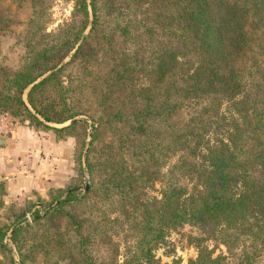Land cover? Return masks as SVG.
I'll return each instance as SVG.
<instances>
[{
  "label": "trees",
  "instance_id": "trees-1",
  "mask_svg": "<svg viewBox=\"0 0 264 264\" xmlns=\"http://www.w3.org/2000/svg\"><path fill=\"white\" fill-rule=\"evenodd\" d=\"M73 1L77 21L60 27L55 42L30 48L16 68L0 64V111L57 139L76 136L91 121L80 134L83 145L90 136L84 163L92 177L82 195L93 193L103 204L116 195L136 236L123 264H174L161 263L154 249L183 222L200 224L229 250L239 247L244 262L254 264L252 253L264 243V0ZM31 3L28 30L35 34L48 0ZM11 19L0 7V32ZM74 64L77 72L65 83L63 69ZM188 107L193 112L183 118ZM155 182L159 196L144 197L139 188ZM3 193L0 186V264L15 262L7 239L25 264L35 256L26 236L39 248L44 241L24 222L23 209L4 205ZM50 193L56 203L35 210L32 220L43 226L45 241L64 235L59 227L48 230L57 223L73 226V247L54 240L62 264H118L91 256L85 217L66 207L79 201L78 185ZM90 221L101 233L113 220L98 210ZM194 241L197 255L188 264L220 261L202 239Z\"/></svg>",
  "mask_w": 264,
  "mask_h": 264
},
{
  "label": "rangeland",
  "instance_id": "rangeland-1",
  "mask_svg": "<svg viewBox=\"0 0 264 264\" xmlns=\"http://www.w3.org/2000/svg\"><path fill=\"white\" fill-rule=\"evenodd\" d=\"M0 7L4 9L11 19V25L0 32V64L9 65L11 67H18L23 64L25 59L30 55V48L37 49L42 43L43 40L55 42L57 38L55 35L58 33V29L68 23L72 22L73 18V0H48L47 7L44 6L45 19L43 22H40V30L35 34L31 33L28 30L30 27V19L33 15V6L31 0H0ZM41 17V19H42ZM77 21V20H74ZM73 21V22H74ZM87 32V29L85 30ZM72 50L62 59L58 65L66 62L70 59V54ZM76 65V66H74ZM71 66H66L63 69L62 79L67 83L70 78H72L77 72L79 64H74ZM137 83H149V79H140ZM193 106L197 107L199 104L192 103ZM188 108H184V113L182 111L181 116L186 118V114H190L193 111ZM199 108V107H198ZM196 108V110L198 109ZM77 117L86 118L85 115H78ZM27 120L22 122L17 117L12 116L10 113L0 111V133L4 135H10L17 129L19 126L28 125ZM91 123L89 120L87 124H82L77 128L79 134L76 136H67L64 139H57L55 134L50 129H36L32 126L30 128L40 132L39 137L36 138V142L33 144L34 148V159H37L41 164V159L45 156L43 152V144L41 143L42 139L52 138L55 142V145L60 148L61 143H64V150L62 151L60 158L61 162L64 164L66 159L68 161V171L66 176V165L62 167L63 173L60 171V178L64 176L63 181H60L56 184H51L43 188H34L31 190H25L21 197H11L9 200H6L4 195H6V185L3 182H0V186L3 188V199L4 205L11 206L13 205L16 208L24 210V222H29L33 225L32 230H36L39 233L37 240L44 241L43 248L39 246H34L33 242L30 241L29 235L26 236V245L28 247V252L34 250L35 256L31 261L25 262V264H47L48 262L54 264L55 261H58L59 264L64 263L62 259L57 254L59 253L58 247L55 241L59 240V244L62 248L73 247L76 239V235L73 232V226L66 227L64 223H57L56 226L50 227L48 230L53 231L56 227L63 229L64 235L55 236L53 238L51 235H56L52 233L49 237V241H45L46 236H42L44 232L43 226L34 225L32 220V213L37 210L39 213H44V210L50 207L52 204L56 203V200H52L51 190L61 189L66 187L68 184L78 185V197L80 198L77 202L67 203L66 207L69 208L72 212L76 211L81 217H85L83 221L82 229L86 233L91 234V245H90V254L97 260L102 262H110L113 259H116L118 264H123L124 260L128 257V254L133 250L135 243V232L129 227V224L120 211L119 202L115 194L111 195V199L106 201L105 204L99 200L95 201L98 196L89 194L87 197L82 195L84 192V185L89 184L92 181V177L86 170L84 153L89 146L90 136L86 135L83 139L80 136L83 127L88 126ZM60 125V124H56ZM90 128L87 129V132ZM81 138V140L79 139ZM102 142V138L97 142L99 147ZM67 145V148H66ZM82 153V166L78 162V156ZM66 153L67 157L66 158ZM186 157H193V154L188 151H183ZM22 162L20 161L19 168L21 172L24 171V166H21ZM25 163V162H23ZM82 167V168H81ZM161 170L165 171V165H161ZM55 171H52L54 173ZM49 174H51L49 172ZM54 178V176H52ZM58 178V177H57ZM60 180V179H59ZM62 180V179H61ZM182 184L188 189H192V182L188 177H181ZM160 183L155 182L153 185H144L140 189L142 195L146 198H152L153 196H159ZM52 200V201H51ZM51 201V202H49ZM49 202V203H48ZM98 210H102L105 217L108 216L113 221H108L105 225V231L101 233L94 232L96 230L95 223L91 222V219L96 218V213ZM57 219V218H56ZM59 220V219H57ZM48 231V232H49ZM89 234V235H90ZM7 236H10L8 231ZM53 240H52V239ZM195 238L202 239V242L207 246L211 251L213 257L219 256V262L217 264H247L243 260V253L239 247H234L228 249L224 243L220 240L218 235H214L213 232L204 229L198 223L192 222H183L177 227L171 228L168 231V234L165 236L164 240L157 245L154 249L155 257L161 263H174V264H188L190 259H194L197 255V248L195 246ZM12 251L14 253L15 262L12 264H18V252L14 247L12 241L7 239ZM31 243V244H30ZM34 247V249H33ZM47 248L48 251L44 256L42 249ZM254 264H264V243L258 245L252 253ZM5 262H7L6 257H2ZM115 261V260H114ZM46 262V263H45Z\"/></svg>",
  "mask_w": 264,
  "mask_h": 264
},
{
  "label": "crops",
  "instance_id": "crops-1",
  "mask_svg": "<svg viewBox=\"0 0 264 264\" xmlns=\"http://www.w3.org/2000/svg\"><path fill=\"white\" fill-rule=\"evenodd\" d=\"M38 134L41 133L28 125H22L9 136L5 135L6 143L0 145V182L4 181L6 185L7 193L4 195L6 200L14 196L20 198L21 193L23 194L25 190L43 188L63 181L64 176L60 178V171L62 174V167L65 165L66 176L68 175V161L66 159L63 164L60 158L64 150V143H61L58 148L51 137H44L41 143L45 156L42 157L41 164L37 159H34L33 144L39 137ZM66 158H68L67 153ZM20 161L22 162L21 166H24L23 172L20 171L23 168H19ZM52 171L55 172L52 173Z\"/></svg>",
  "mask_w": 264,
  "mask_h": 264
},
{
  "label": "water",
  "instance_id": "water-1",
  "mask_svg": "<svg viewBox=\"0 0 264 264\" xmlns=\"http://www.w3.org/2000/svg\"><path fill=\"white\" fill-rule=\"evenodd\" d=\"M5 143H6V136L0 133V145H3Z\"/></svg>",
  "mask_w": 264,
  "mask_h": 264
}]
</instances>
